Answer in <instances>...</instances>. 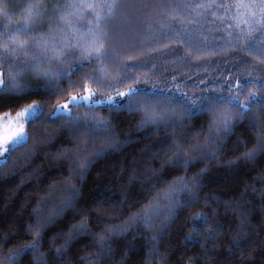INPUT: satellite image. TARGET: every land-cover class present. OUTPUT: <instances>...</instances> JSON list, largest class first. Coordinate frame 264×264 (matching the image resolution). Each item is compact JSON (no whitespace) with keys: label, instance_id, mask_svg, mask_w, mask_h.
Wrapping results in <instances>:
<instances>
[{"label":"snow or ice","instance_id":"snow-or-ice-1","mask_svg":"<svg viewBox=\"0 0 264 264\" xmlns=\"http://www.w3.org/2000/svg\"><path fill=\"white\" fill-rule=\"evenodd\" d=\"M3 2L0 0L4 20L0 25V108L9 103L16 107L33 98L43 102L27 104L15 117L10 113L0 117L15 129L0 141V179L5 178L4 170L13 157L36 139L34 134L44 139H37L26 156L46 147L55 138L51 134L55 125L60 126L57 134L67 133L68 143L75 147L61 146L72 153L68 157L71 175L59 193L62 206L51 214H47L51 201L33 209L35 222L25 226L24 235L13 234L30 242L0 258V264H19L26 256L34 257L31 264H75L66 253L81 235L88 238L87 246L98 248L94 256L80 257L82 264H106L115 255L113 241L136 232L134 241L142 235L138 229L152 233L144 237L149 246L144 264H155L154 257L161 255L160 242L171 235L179 217L200 205L208 188L204 180L210 173L207 163L222 158L227 148L225 141L236 135L239 121H246L247 130L256 133L254 145L248 150L247 142L237 140L235 150H245L223 166L234 172L232 166L239 161L254 166L264 156V68L259 67L264 65V0H165L156 6L158 12L164 9L159 12L162 24L145 33L146 45L135 40L130 44L114 42L124 0H26L23 19L14 25L8 22ZM37 31L41 34L33 36ZM136 54L141 58H123ZM209 55L221 58L205 59ZM194 60L201 62L193 63ZM213 63L227 65L217 73L224 76L222 81L201 76L197 83L180 79L176 73L170 79L160 73L161 64L192 69ZM241 68L249 69L244 80L225 76V71ZM189 86L198 94L185 92ZM53 97L56 103L49 110ZM102 111L109 115H100ZM133 116L139 117L135 129L118 133L113 122ZM194 120L204 121L199 130L194 128ZM152 137L157 138L144 145L138 153L140 159L131 161L129 167L138 171H133L128 183L121 186L118 201L109 191L97 198L95 208L90 209L87 201L81 205L84 181L96 161L109 152L123 153L127 146ZM200 140L203 142H197ZM98 142L101 147H96ZM45 156L58 158L53 153ZM198 164L206 166L190 177L179 176L166 182V174L181 170L187 174ZM31 174L37 180L42 175ZM74 179H78V186L71 183ZM116 179H124L123 170ZM258 182L264 185V178ZM137 186L139 193L134 198ZM153 193L156 195L148 204L122 223L105 219L108 209L104 205L135 206L139 196L147 198ZM220 203L233 207L241 217L228 249L229 255H236L244 246L250 209L241 207L242 201H222L218 196L207 198L204 207L211 210L213 204ZM66 211L79 215L80 222L71 227L67 238L60 237L64 241L60 246H55L53 238L48 252H42L45 230ZM261 212L264 214V204ZM90 218L104 227L93 231ZM189 224L192 232L184 239L202 247L205 242L215 244L218 234L224 232L215 214L207 211L196 212ZM9 242L0 228V253ZM134 247L129 241L128 248ZM210 250L204 249L205 253ZM123 260H127L126 254Z\"/></svg>","mask_w":264,"mask_h":264},{"label":"trees","instance_id":"trees-1","mask_svg":"<svg viewBox=\"0 0 264 264\" xmlns=\"http://www.w3.org/2000/svg\"><path fill=\"white\" fill-rule=\"evenodd\" d=\"M54 2L55 0H50V3ZM163 3H165V0H124L125 6L120 10L114 42L130 44L135 40L138 44L146 45L148 37L145 33L162 24V21L159 20V12L164 11V9H160L158 12L156 6ZM25 5L26 0H4L2 6L10 24L14 25L17 21L23 19L22 10ZM141 5H144V7H141ZM141 13H144V15H141ZM1 18L3 20L2 16ZM40 34L39 31L32 33L33 36H39ZM123 58L135 60L141 57L140 54H136ZM220 58L219 56L211 55L205 57V59L210 61H216ZM200 62L193 61V63ZM231 63L235 62L229 61V64ZM259 67L264 68V65H259ZM226 68L227 65L223 63L219 65L213 63L210 67L192 69L172 64H161L160 73L168 75L169 79L172 73H176L180 79L195 80L199 83L201 76L209 80L215 77L222 81L224 76H217V73ZM248 71L249 69L246 68L233 70L231 73L225 71V76H229L230 78L242 76L241 78H243L248 74ZM208 74H211V76ZM137 75L143 77L144 73H137ZM148 75L151 76V73H148ZM191 88L192 94H198L194 87ZM51 99L52 105L49 106V110L56 103L55 97ZM33 102L42 103L43 101L39 98H33L22 102L16 107H13L9 103L0 108V115L3 116L5 113H10L11 116H14L21 108ZM100 115L107 116L109 114L102 111ZM138 120V116L127 119L121 117L113 123L118 133H129L135 129ZM202 123L204 121L194 120L193 126L196 130H199ZM59 127V125L53 126L51 134L55 138L46 147L38 148L35 155L29 157L26 156V153L32 150L36 144V140L44 139V137L34 134L36 139L33 140L32 144H29L27 148H22L13 157L9 168L4 170L5 178L0 179V228L3 229V235L9 237L10 242L3 245V252L0 253V258L13 254L17 249L23 247L24 244L30 242L27 239L21 240L18 237H13V234L24 235L25 226L35 222L36 217L31 215L33 209L42 208L46 201H51L47 213L51 214L63 204L59 193L61 186L69 180L71 175L68 157L72 153L63 151L61 146L63 145L68 149H74L75 146L68 143L67 133L57 134ZM235 132V136L225 141L227 148L225 153L222 154V158L218 162L211 161L207 163L210 173L204 180L208 188L201 199L200 205L191 212H185L179 217L176 224L171 228V235L160 242L161 255L154 257L155 264H165V262L166 264H193V262L195 264H264V214L261 212V205L264 204V185L258 182L260 178H264V156L254 166H248L244 161H239L232 166L233 169H236L234 172L224 167L223 165L230 160L236 159L241 151L245 150H235L234 145L237 140H244L247 142L248 147L253 146L255 142L256 133L247 130L246 121H239L235 126ZM204 134H207L206 125ZM140 135L142 136L143 133ZM156 138L152 137L148 141L141 139L127 146L123 153L109 152L105 158L96 161L88 174V178L84 181L82 189L84 195L81 205L83 206L84 201H87V206L90 209L95 208L97 198L109 191L113 194V200L118 201L120 199L119 189L122 185L128 183V179L133 171H138L129 167L131 161L133 158L139 160L140 155L138 153L140 150L144 148L145 144H151ZM120 139L122 141L123 136ZM101 146L99 142L96 145V147ZM45 153L57 154L58 158L54 159L52 156L46 158ZM217 163L221 166L217 167ZM205 166V164H198L197 167H193L191 172L187 174L182 170L173 172L171 175L166 174L165 180L166 182H171L179 176L187 175L190 177ZM121 170H123L124 179L117 181L116 175ZM10 171L14 174L9 175ZM32 172L42 173L39 180L31 174ZM71 183L79 185L78 179L71 180ZM138 193L139 186L136 187L134 198ZM155 195L156 193H153L147 198L139 196L135 206L119 204L104 205V208L108 209L105 219H114L117 224L122 223L128 219L130 214L138 212L140 208L148 204ZM211 196H218L222 201H242L240 206L250 209L247 216L248 228L243 238L244 246L242 247V251L236 255H229L228 249L232 247L230 241L238 231L241 217L235 212L233 207H226L225 203H220L219 205L213 204L211 210L206 209L204 207L205 200ZM99 211L101 210L97 209L98 213ZM201 211H207L209 215L215 214L224 227V232L218 234L215 244L205 242L203 247L199 244H191L184 239L185 235L192 232L189 224L191 216ZM80 219L79 215L70 211H66L62 216L57 217L56 223L49 225L45 230V244L42 246L41 251L48 252L53 238H55V246H60L64 242L60 237L64 236L67 238L71 227L74 224H78ZM90 219V227L93 231L99 232L104 227V225H96L94 218ZM13 221L15 222L13 223ZM229 229H231L230 232ZM137 231L141 232L142 235L137 236L134 241L133 236L136 235V232H128L124 237L113 241L116 250L115 255L106 264H122V261L123 264H144L149 251V246L145 244L144 237H150L152 233L143 229H138ZM129 241L133 242L134 248H128ZM249 241L255 242L249 243ZM88 244V238L81 235L66 254L75 261V264H82L80 257H92L98 252V248L87 246ZM205 248L211 250L205 253ZM125 254L127 255L126 261L123 260ZM52 255L55 254L52 253ZM33 258V256L22 257L19 264H31ZM5 264H9V262L5 261Z\"/></svg>","mask_w":264,"mask_h":264},{"label":"rangeland","instance_id":"rangeland-1","mask_svg":"<svg viewBox=\"0 0 264 264\" xmlns=\"http://www.w3.org/2000/svg\"><path fill=\"white\" fill-rule=\"evenodd\" d=\"M2 24H3V20L0 16V25H2ZM247 75L248 74H246L243 78H241L242 76L235 77L234 80H244L247 77ZM190 90H192L191 87H187L184 89L185 92L192 94L193 92H191ZM0 117H2V115H0ZM11 117H15V115L11 116ZM14 130H15L14 125H12V124L6 125L4 121L0 120V141H2L7 135H10L12 133V131H14Z\"/></svg>","mask_w":264,"mask_h":264},{"label":"clouds","instance_id":"clouds-1","mask_svg":"<svg viewBox=\"0 0 264 264\" xmlns=\"http://www.w3.org/2000/svg\"><path fill=\"white\" fill-rule=\"evenodd\" d=\"M252 147H253V146H249V149H248V150H250Z\"/></svg>","mask_w":264,"mask_h":264}]
</instances>
